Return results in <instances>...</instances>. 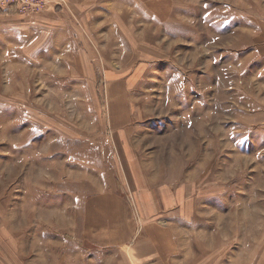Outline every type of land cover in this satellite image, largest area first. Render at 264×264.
<instances>
[{"label":"rangeland","instance_id":"1","mask_svg":"<svg viewBox=\"0 0 264 264\" xmlns=\"http://www.w3.org/2000/svg\"><path fill=\"white\" fill-rule=\"evenodd\" d=\"M64 1L0 14V264L97 261L84 206L164 189L189 264H263L264 0Z\"/></svg>","mask_w":264,"mask_h":264},{"label":"crops","instance_id":"2","mask_svg":"<svg viewBox=\"0 0 264 264\" xmlns=\"http://www.w3.org/2000/svg\"><path fill=\"white\" fill-rule=\"evenodd\" d=\"M174 202V194L168 189L161 190L159 196L140 194L137 205L143 222L136 225L131 208L122 196L101 192L82 209L86 229H90L89 239L96 245L91 250L100 254L97 261L90 256L86 264H189L188 258L181 255L174 227L155 219ZM106 254L109 255L107 262Z\"/></svg>","mask_w":264,"mask_h":264},{"label":"built area","instance_id":"3","mask_svg":"<svg viewBox=\"0 0 264 264\" xmlns=\"http://www.w3.org/2000/svg\"><path fill=\"white\" fill-rule=\"evenodd\" d=\"M64 3V0H0V14H26L43 9L49 11Z\"/></svg>","mask_w":264,"mask_h":264}]
</instances>
